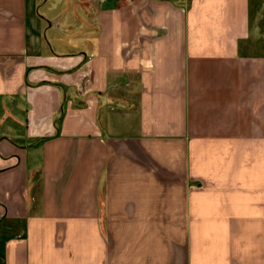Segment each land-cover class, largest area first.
<instances>
[{
  "label": "crops",
  "instance_id": "1",
  "mask_svg": "<svg viewBox=\"0 0 264 264\" xmlns=\"http://www.w3.org/2000/svg\"><path fill=\"white\" fill-rule=\"evenodd\" d=\"M256 2L0 0V264H264Z\"/></svg>",
  "mask_w": 264,
  "mask_h": 264
},
{
  "label": "rangeland",
  "instance_id": "2",
  "mask_svg": "<svg viewBox=\"0 0 264 264\" xmlns=\"http://www.w3.org/2000/svg\"><path fill=\"white\" fill-rule=\"evenodd\" d=\"M252 3H253V5H254V9H255V6H256V3H257L256 0H252ZM263 3H264V0H263ZM253 12H254V10L252 11L251 14H253ZM261 12H262V13H261ZM261 12H260V14L264 16V11L261 10Z\"/></svg>",
  "mask_w": 264,
  "mask_h": 264
}]
</instances>
